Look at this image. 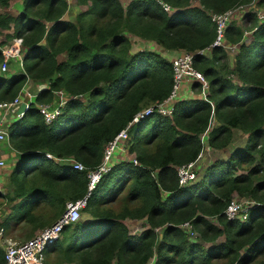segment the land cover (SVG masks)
<instances>
[{"label":"trees","instance_id":"16d2710c","mask_svg":"<svg viewBox=\"0 0 264 264\" xmlns=\"http://www.w3.org/2000/svg\"><path fill=\"white\" fill-rule=\"evenodd\" d=\"M13 1L0 0V5ZM77 1L88 7L75 22L63 18L67 0H23L24 9L17 15L0 12V29L13 25L6 38L22 36L25 47L23 69L0 72V100L12 99L29 78L47 82L6 127L12 147L22 152L10 174V198L18 200L9 218L43 227L42 216L34 211L43 204L56 220L67 200L88 193L87 170L64 159L96 166L105 143L138 110L170 94V59L149 47L133 50L132 34L167 50L193 52L192 65L207 79L208 92L176 100L170 115L154 110L131 124L127 144L137 163L113 164L89 191L82 209L93 218L63 228L69 229L70 237L62 248L64 263L148 264L152 258L151 264L253 261L264 253V24L258 23L255 12L245 11L224 30L227 42L238 44L232 58L223 45L197 52L216 37L211 12L250 0H165L173 7L169 12L155 0H128L125 5L120 0ZM245 30L251 31L247 41ZM60 53H65L61 59ZM59 89L66 95L62 111L46 123L38 104L52 101ZM192 89L200 91L201 83L193 82ZM212 117L216 124L209 129ZM234 128L246 133L245 145L226 160L209 163L201 178L179 185L176 167L197 159L204 148L201 134L208 132L209 146L223 148ZM256 155L259 161L246 173H235L242 164L256 161ZM233 192L254 200L245 220L229 219L224 212ZM118 196V211L104 207ZM126 217H145L148 226L132 233ZM184 220H191L206 245L189 240L179 226ZM0 264H5L1 246Z\"/></svg>","mask_w":264,"mask_h":264},{"label":"built area","instance_id":"2783aa9c","mask_svg":"<svg viewBox=\"0 0 264 264\" xmlns=\"http://www.w3.org/2000/svg\"><path fill=\"white\" fill-rule=\"evenodd\" d=\"M155 1L158 2L162 8L168 12L173 8L171 4L165 0ZM243 5L250 7L254 5V0H250L248 3L238 5L221 12L210 13L212 19L216 23V37L210 45L205 48L198 49L197 52L208 53L212 45H223L226 49L234 45V43L227 42L224 37V30L227 23L232 20V14H235L239 8H242ZM245 11L248 10H244L242 12ZM253 12L256 13L258 23L264 24V11L254 8ZM247 33H251V31L245 30L244 34ZM24 50L22 36L15 35L4 43L0 42V51L2 53L0 70H6L8 68L9 61L12 59H16L22 64ZM169 59L172 63L173 69V87L170 94L163 100L148 104L142 109L138 110L133 115L132 119L126 124V126L120 129L110 140L105 143L101 160L96 166L87 167L76 159H64L77 169L87 170L88 193L99 181L101 176L109 171L112 167L113 164L110 162L114 159V153L116 149H121V151H129L127 140L129 137V127L132 123L139 121L154 110L162 115H170L172 113L177 92L183 79H192L191 88L193 82L198 81L201 83L202 89L198 91L197 96L205 95L207 93L204 90L205 88L208 89L207 79L200 70L196 69L192 65L193 52L181 50L174 56H171ZM38 84V90L43 87H47L46 83ZM54 93H58L60 95V99L58 101L53 98L52 101L40 102L38 104V109L42 113L46 123H51L61 113L63 103L66 99V97H63V90L59 89ZM35 94L36 92L31 91L28 86H25L24 84L12 99L0 100V140L8 137L6 128L8 125V117L10 115H14L16 118H19L24 113L25 109L28 108L30 102H32L34 99ZM21 101L25 102V107L23 111L18 112L17 108ZM200 153L197 159L177 165L176 169L179 185H186L198 179L197 170L199 168L198 158ZM46 155L48 157H53L50 153H46ZM4 159V157L0 158V165H4ZM56 159L59 160V158ZM131 159L134 163H137L134 154ZM88 193L82 197L67 200L65 203V209L59 215V217H57L56 220H54L49 225L41 227L38 232L31 237L25 239H16L10 236H4V228L0 226V246L4 250L5 264H46L45 250L49 249L50 246L61 237V232L66 225L72 224L80 218L81 210L85 207L87 202ZM252 204H254V200L250 197H231L226 208L224 209V212L229 219L245 220L248 216V210ZM179 226L189 237L196 236L197 233L193 228L191 220H184L179 223Z\"/></svg>","mask_w":264,"mask_h":264},{"label":"rangeland","instance_id":"374dc122","mask_svg":"<svg viewBox=\"0 0 264 264\" xmlns=\"http://www.w3.org/2000/svg\"><path fill=\"white\" fill-rule=\"evenodd\" d=\"M18 1V0H16ZM13 1L11 3V5L8 6H2L0 5V11H8L10 13H12L13 15H17L18 13H20L23 9H24V3L23 0H20V4H15ZM124 5L127 3L128 0H120ZM260 0H254V5L248 7L247 5H243L242 8H239V10L235 13L232 14V20L235 21H239L241 19V15H242V11L244 10H251L253 11V9H259L264 11V3L259 4ZM14 3V4H13ZM17 3V2H16ZM68 6L66 9V13H64L65 15L63 16L64 18H70L72 19V21H76V15L75 13H79L82 10L86 9V7H88L87 3H80L77 2L76 0H67ZM192 4H198L197 0H192L191 1ZM13 25L11 24V26L9 27V29H12ZM12 33V30L9 31L8 28L7 29H0V42L1 41H8L9 38L8 35H10ZM130 40L132 43V46L134 48H138V47H151L154 50L159 51L160 53H162L163 55L165 54L166 57H171L172 54H168V51H166L165 48H163L160 44H158L157 42L154 41H147L146 39L140 38L138 36L132 35L130 34ZM244 37V36H243ZM248 37V38H247ZM245 40L249 39V36H245L244 38ZM229 50V52L234 55V50L232 48L227 49V51ZM167 52V53H166ZM228 52V53H229ZM230 56V55H229ZM59 59H61L63 57V54H59L58 55ZM232 58V56H231ZM18 59V58H17ZM23 66L20 63V61L16 60V59H12L11 61H9L8 63V68L6 70H0V72H5V73H11V72H15L18 70H22ZM38 83H46L47 82H42V81H34L33 79L29 78L26 82H25V86H28V88L31 91L37 92L39 89V84ZM194 92H198L195 91ZM63 97L65 98L66 95L65 93L63 94ZM56 101H58L60 99V95L54 94V97ZM247 136H245L244 134H242L239 130L234 129L233 131V135L231 137L230 142L224 146L223 148H216V147H212L209 146L208 144H204V148L202 149V157L199 161V168H198V179L201 178L204 168L205 166H207V163H211L214 162L215 160H226L229 155L231 154V152L236 148L239 147L240 145H243L246 141ZM245 145V144H244ZM4 147H2L4 149V153H5V159H6V166L3 168L2 166H0V174H4V175H10L11 171L13 170L15 164L17 163V157L14 158V155L12 153V149L9 146L3 145ZM206 146H208V148H206ZM17 152V151H16ZM19 155L22 154V152H17ZM256 161H254L251 165L248 163H244L242 164L239 168L237 167L235 169V173L239 174V173H246L248 171V169L253 166L256 162L259 161V155L255 156ZM17 160V161H16ZM5 161V160H4ZM15 161V162H14ZM111 164H113V160L110 162ZM14 195V192H12V194H8L6 193L5 189H0V226H2L4 228V236H10L12 238H16V239H25L28 237H31L32 235L36 234L38 232V230L41 228H36V221H27V220H18L14 217L9 218L10 215H12L14 208H13V204L15 201L18 200V198H14L11 199L10 197ZM239 196L238 194H236L235 192H233L232 198L233 197H237ZM122 205V201H121V196L117 197L115 200L111 201V202H107L106 204H104V207H108L109 209H112L113 211H118L120 209ZM35 213L38 215L42 216L41 222L39 223V225L44 224V226L49 225L51 222H53V211L49 210L47 208L46 205L40 204L38 206H36L34 208ZM89 217V213L87 211H85V209L81 210V215L79 220H85L88 219ZM7 219V221L4 222V220ZM125 223L127 224V226L129 227L130 231L134 230V231H139L140 228V219L139 218H130L127 217L125 220ZM145 226V224H144ZM162 226L156 228L157 231H161L162 230ZM196 231V236H188L189 240L192 241H200L203 243V245H206V242L204 240H202V238L200 237V234L198 232L197 229H195ZM69 229L64 231L62 230L61 232V237L58 239L56 245L52 246V248L46 249L45 250V256H46V264H63L64 263V259H63V254H62V248L66 245V243L68 242L69 239ZM219 241L223 240V236L218 237ZM1 243V242H0ZM1 245V244H0ZM218 264H221L222 262H224V260H218ZM259 261H264V253L259 254L258 256H256V258L251 261L248 262L246 264H257V262ZM150 262H153V258L151 259ZM150 262L148 264H150ZM65 264V263H64Z\"/></svg>","mask_w":264,"mask_h":264},{"label":"crops","instance_id":"0c3cea01","mask_svg":"<svg viewBox=\"0 0 264 264\" xmlns=\"http://www.w3.org/2000/svg\"><path fill=\"white\" fill-rule=\"evenodd\" d=\"M77 1V0H76ZM17 2V3H16ZM16 2H14L15 4H20L19 2H20V0H18V1H16ZM78 2V1H77ZM128 2V1H127ZM13 3V4H14ZM87 8V7H86ZM85 10V9H84ZM172 10H173V8H172ZM83 11V10H82ZM0 12H4L3 10L2 11H0ZM64 13H66V11L64 12ZM76 14H78V13H75V15ZM65 14H63V16H64ZM64 18V17H63ZM65 19H67V18H65ZM68 20H72V19H70V18H68ZM4 30V29H3ZM8 30L9 31H11L12 29H9L8 28ZM10 36V35H9ZM14 36V35H13ZM12 36V37H13ZM245 36H249V38H250V36H251V33H247V34H244V37L243 38H245ZM248 38V37H247ZM10 39V38H9ZM245 40V39H244ZM247 40H249V39H247ZM247 40H245V41H247ZM147 41H150V40H147ZM42 42H44V40H42ZM138 48H144V47H138ZM138 48H134L133 46H132V49L133 50H135V49H138ZM149 48H151V47H149ZM229 48H232V49H235L234 50V54L236 53V51H237V49H238V44H234L233 46H231V47H229ZM229 48H227V49H229ZM24 49H25V47H24ZM166 51H168V54H172V56H174L176 53H178V52H180L181 50H167L166 49ZM228 52H229V50H228ZM167 53V52H166ZM60 54H63V57L65 56V53H60ZM165 55V54H164ZM229 55H230V58H231V56L233 57V55L229 52ZM62 57V58H63ZM167 58H170V57H167ZM192 80V79H191ZM191 80L190 79H188V78H185V79H183V81L181 82V85H180V87H179V89H178V92H177V97H176V100H178V99H182V98H190V97H195V96H197L198 95V92H194L193 90H192V88H191ZM205 90V92H208V89L207 88H205L204 89ZM14 119H17L16 118V116H14V115H10L9 117H8V120H7V122H8V124L11 122V121H13ZM216 124V120H215V118L214 117H212V119H211V122H210V127H209V129H211L212 128V126H214ZM234 129H236V130H239L242 134H244L245 136H246V133L244 132V131H242L241 129H239V128H234ZM234 129H233V131H234ZM201 136H202V139H203V141H204V144L206 145V144H208L207 143V141H206V138H207V136H208V132L206 131V132H203L202 134H201ZM246 138V141H247V137H245ZM246 141H245V143H246ZM244 143V144H245ZM244 144L243 145H240V146H244ZM3 145H6V146H9L13 151H12V153H13V155H14V158H16L17 156V160L20 158V156H21V154L19 155L17 152H16V150L12 147V145H11V143H10V141H9V139H8V137L7 138H4V139H2V140H0V158H2V157H5V153H4V149L2 148V147H4ZM206 148H208V146H206ZM203 151V150H202ZM202 151H201V153H200V156H199V158H198V162L200 161V159H201V157H202ZM132 156H133V152H130V151H121V149H116V151H115V153H114V159H113V164H116V163H118V162H120V161H123V160H132L131 158H132ZM5 160V163H4V165H0V166H2L3 168L6 166V159H4ZM16 160V161H17ZM15 162V161H14ZM207 164H209V163H207ZM0 189H5V191H6V193H8L9 195L10 194H12V192H14V185L12 184V182L10 181V175H4V174H0ZM88 218H93V216L92 215H90L89 214V217ZM127 218V217H126ZM125 218V219H126ZM124 219V220H125ZM140 219V222H141V224H140V226H139V228H140V230L137 232V231H134V230H132V231H130V232H132V233H139L143 228H145L146 226H148V223H147V220H146V218L145 217H143V218H139ZM144 224H145V226H144ZM129 228V227H128ZM130 230V229H129ZM152 262H150V264H151ZM111 264H115L114 262H112Z\"/></svg>","mask_w":264,"mask_h":264},{"label":"water","instance_id":"95a60500","mask_svg":"<svg viewBox=\"0 0 264 264\" xmlns=\"http://www.w3.org/2000/svg\"><path fill=\"white\" fill-rule=\"evenodd\" d=\"M24 107H25V102L21 101V103L18 105L17 111L18 112L23 111Z\"/></svg>","mask_w":264,"mask_h":264}]
</instances>
